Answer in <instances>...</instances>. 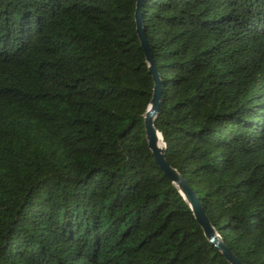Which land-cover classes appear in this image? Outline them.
I'll return each mask as SVG.
<instances>
[{
    "label": "trees",
    "instance_id": "1",
    "mask_svg": "<svg viewBox=\"0 0 264 264\" xmlns=\"http://www.w3.org/2000/svg\"><path fill=\"white\" fill-rule=\"evenodd\" d=\"M135 0H0V264H229L154 163ZM154 126L227 248L264 264V0H142Z\"/></svg>",
    "mask_w": 264,
    "mask_h": 264
},
{
    "label": "water",
    "instance_id": "2",
    "mask_svg": "<svg viewBox=\"0 0 264 264\" xmlns=\"http://www.w3.org/2000/svg\"><path fill=\"white\" fill-rule=\"evenodd\" d=\"M142 0H135L133 19L135 24V34L139 41V46L143 51L144 60L147 67V72L152 79L151 96L147 107L142 115L143 117V128L144 137L146 140L147 147L153 157L154 163L161 170L163 175L177 187L178 192L181 194L183 199L186 201L192 215L201 228L206 240L214 246L224 259L229 264H243L237 259V257L227 248V246L222 241L220 235L215 230V228L209 222L207 216L202 210L198 198L195 196L194 192L187 185L185 179L165 160L164 154V143L161 139L159 131L154 126V118L159 108L160 100V85L157 72L155 70L149 47L147 44L146 37L142 30V22L140 15V5ZM161 140V142H160Z\"/></svg>",
    "mask_w": 264,
    "mask_h": 264
},
{
    "label": "bare ground",
    "instance_id": "3",
    "mask_svg": "<svg viewBox=\"0 0 264 264\" xmlns=\"http://www.w3.org/2000/svg\"><path fill=\"white\" fill-rule=\"evenodd\" d=\"M160 142H161V140H160Z\"/></svg>",
    "mask_w": 264,
    "mask_h": 264
}]
</instances>
